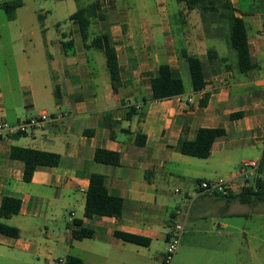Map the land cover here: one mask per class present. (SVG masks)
Instances as JSON below:
<instances>
[{
    "label": "crops",
    "instance_id": "0c3cea01",
    "mask_svg": "<svg viewBox=\"0 0 264 264\" xmlns=\"http://www.w3.org/2000/svg\"><path fill=\"white\" fill-rule=\"evenodd\" d=\"M76 1L83 6V0ZM101 2L104 17L93 22L87 42L77 24L70 21L66 33L58 22L52 31L43 14L42 37L22 29L0 41V120L17 124L41 114L59 117L30 134L0 139V205L5 196L22 200L20 214L2 220L21 232L18 239L0 234V248L17 252L7 256L8 264H64L67 256L84 264H163L176 223L185 224V231L173 264H247L242 254L247 232L240 218L248 217L250 207L236 196L246 185L239 176L243 162L264 155V0L244 8L240 0H218L207 12L168 0L154 8L147 2L132 7L131 0ZM232 16L247 24L253 64L247 73L239 71L229 43ZM105 26L119 61L117 92L104 51L91 47ZM213 40H224L229 56L209 45ZM69 41L73 45L65 49ZM182 46L202 57L206 88L195 93L189 86L183 95L151 101V83L161 65L182 79L190 75L179 58ZM211 49L226 62H211ZM134 112L139 115L129 120ZM237 113L242 116L231 117ZM201 128L226 131L215 140L211 156L179 153L184 130L193 141ZM13 147L59 154L60 165L36 171L26 183L24 164L11 158ZM98 149L119 153L121 164L97 162ZM94 173L105 175L110 194L126 201L121 216L85 217ZM221 179L236 184L228 197L199 189L198 181ZM82 229L94 231V237L73 240V231Z\"/></svg>",
    "mask_w": 264,
    "mask_h": 264
},
{
    "label": "trees",
    "instance_id": "16d2710c",
    "mask_svg": "<svg viewBox=\"0 0 264 264\" xmlns=\"http://www.w3.org/2000/svg\"><path fill=\"white\" fill-rule=\"evenodd\" d=\"M60 1V0H58ZM222 1V0H221ZM178 3H184L189 10L202 9L207 12L209 5H216L218 0H177ZM229 4V1H227ZM24 5V0H6L0 7L7 13L9 20H14L18 9ZM101 0H96L87 6L80 7L72 16L70 21L77 24L80 33L85 42L88 41L89 31L93 22L104 17ZM230 46L237 53V67L240 72L247 73L253 69L251 56L248 48V29L244 19L232 16ZM73 45L72 41L64 42L65 49ZM91 47L103 50L107 58V66L111 76L112 85L117 92L122 86L120 78L119 61L115 44L113 42L109 29L105 26L101 36H97L91 43ZM179 58L186 62L189 68L192 91L202 92L207 85V76L203 61L193 56L182 46L179 48ZM209 60L211 62L218 60L220 63L226 62L220 58L214 50H209ZM151 101H161L172 99L186 93L184 80L176 76L169 65L163 64L159 68L158 75L152 80ZM209 95H205L200 102L202 107L208 103ZM139 115L137 112L128 115L131 120L133 116ZM241 113L232 115V118L241 117ZM186 130L176 147L177 151L183 155L207 159L211 156L212 146L215 140L226 134L223 128H201L198 131L195 140H188ZM141 145L145 144V136ZM11 158L24 164V181L30 183L36 171L44 168H56L60 165L61 157L59 154L38 151L30 148L13 147ZM95 160L106 165H120L121 155L117 152L98 149L95 153ZM260 166V172L264 169V155ZM242 203L250 204L255 201H264V179L259 177L254 185L244 187L239 195L236 196ZM126 201L123 198L110 194L107 187V177L102 174L94 173L90 178V186L86 192L85 217L93 218L96 216L119 217L122 215ZM22 200L17 197L5 196L0 205V234L9 238L18 239L21 232L18 228L4 223L2 220L11 219L20 214ZM95 232L88 229L73 231V240L91 239ZM126 240L136 244H145L146 241L136 236H125ZM64 264H84L81 258L67 256Z\"/></svg>",
    "mask_w": 264,
    "mask_h": 264
},
{
    "label": "rangeland",
    "instance_id": "374dc122",
    "mask_svg": "<svg viewBox=\"0 0 264 264\" xmlns=\"http://www.w3.org/2000/svg\"><path fill=\"white\" fill-rule=\"evenodd\" d=\"M162 0H131V6H140L147 2L152 8L157 7V4ZM90 0H83V6L87 5ZM170 5L178 6L176 0H168ZM260 5L262 0H240V8L250 5ZM81 4L76 0H24V5L17 11V19L14 22L8 20L7 13L4 9H0V41L7 39L8 36L19 34V30L24 29L28 34L34 31L38 37H42L40 25L43 23V14L46 17V23L51 27L52 31H56V23H60L59 29L62 32L70 31L71 22L69 17L74 14ZM36 38V37H35ZM211 46H216L219 52L224 56H229L232 52L224 40H213ZM194 56V55H193ZM200 58V57H198ZM202 60V57H201ZM184 82L186 87L191 86L190 75L185 77ZM241 167L239 168V171ZM238 171V172H239ZM264 179V177H263ZM202 181V180H201ZM199 184V181H198ZM250 210L248 217H241L240 223L242 228H246L245 244L243 245V257L247 260V264H264V201H255L249 204ZM235 220V219H234ZM256 234L257 241H252L251 236ZM256 249L257 258L252 259L251 247ZM13 248H0V264H8L7 256L16 255Z\"/></svg>",
    "mask_w": 264,
    "mask_h": 264
},
{
    "label": "built area",
    "instance_id": "2783aa9c",
    "mask_svg": "<svg viewBox=\"0 0 264 264\" xmlns=\"http://www.w3.org/2000/svg\"><path fill=\"white\" fill-rule=\"evenodd\" d=\"M5 1L6 0H0V7L5 3ZM58 119L59 117H55L50 114H41L33 118L24 119L17 124H10L5 120H0V139L30 134L35 129L41 128L44 124L52 123ZM261 162L262 159L246 160L243 162L239 176L244 179V184H246L244 187H248L250 181L258 177ZM198 185L202 193H210L222 197H228L236 190L234 179H221L216 182L202 180L199 181ZM176 193H180V190L177 189ZM184 231L185 224L176 223L173 225L169 235L168 250L163 259V264L174 263Z\"/></svg>",
    "mask_w": 264,
    "mask_h": 264
}]
</instances>
